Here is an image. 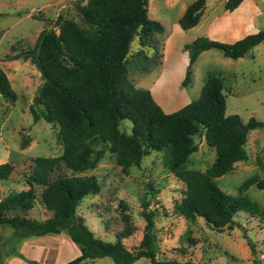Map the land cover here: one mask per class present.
<instances>
[{
  "label": "rangeland",
  "instance_id": "1",
  "mask_svg": "<svg viewBox=\"0 0 264 264\" xmlns=\"http://www.w3.org/2000/svg\"><path fill=\"white\" fill-rule=\"evenodd\" d=\"M76 0H0V67L16 93L15 100L0 95V163L8 162L12 171L0 179V198L10 192L29 188L36 156H59L62 143L58 127L43 119L34 121L30 112L40 73L30 59L15 58L32 48L41 30L53 26L60 14L83 24ZM87 0H82L81 4ZM194 0H148V17L165 27V33H138L126 59L128 78L137 88L148 89L165 112L179 109L199 96L209 75L223 81L225 114H238L246 122L250 117L264 122V40L250 48L247 55L237 59L226 56L217 48L201 52L191 67V75L183 86L188 65L184 45L197 37L232 43V21L244 22L245 35L264 29V0H242L232 11L225 8L227 0H206L200 21L193 28L178 31L176 25L187 5ZM216 19V20H215ZM218 19V20H217ZM231 24V25H230ZM57 31V27L54 28ZM122 128L130 131L131 122L124 119ZM198 149L190 153L180 169L203 171L215 158L212 148L202 136H195ZM248 159L237 161L231 172L215 179L228 195L243 196L257 211L237 209L233 222L218 230L201 217L187 219L175 211V204L184 195L185 184L169 168L167 150L152 151L140 162L123 167L115 154L102 143L95 149L102 154L93 167L72 171L63 161L49 173L57 176H94L99 191L79 202L76 213L94 236L114 242L124 226L122 213L129 215L132 233L121 241L137 248L143 235L142 201L155 209L154 229L157 231V259L197 264H264V190L254 184L241 189L250 176L264 178V169L256 163L264 161V128L250 130L245 143ZM32 207L24 206L26 199L8 205L2 214L43 220L51 215L42 200L43 186L33 183ZM120 204H123L122 208ZM12 228L0 226V264H63L77 255L78 247L64 233L29 236L8 242ZM193 239V242L191 241ZM81 264H114L110 258L88 259ZM134 264H152L141 258Z\"/></svg>",
  "mask_w": 264,
  "mask_h": 264
},
{
  "label": "trees",
  "instance_id": "2",
  "mask_svg": "<svg viewBox=\"0 0 264 264\" xmlns=\"http://www.w3.org/2000/svg\"><path fill=\"white\" fill-rule=\"evenodd\" d=\"M81 1L74 3L83 24L58 14L53 26L41 30L34 46L15 57L30 59L39 71L41 83L29 109L34 121L43 119L57 125L63 148L59 156H36L28 178L29 188L0 198V226L13 230L6 240L16 242L32 235L64 233L80 253L63 264H81L102 257L110 258L114 264H134L141 258L152 264H197L191 260L178 263L157 259L156 211L148 209L146 200L142 201L145 224L137 248L121 241L132 233L126 213H122L125 224L114 242L94 236L76 209L82 198L99 191L96 178L73 175L50 180L49 173L61 161L74 172L93 167L103 152L95 149L99 143L107 146L123 167L138 164L153 150H167L169 168L185 184L175 211L191 220L201 217L209 226L221 230L232 224L237 209L257 211L247 198L226 194L215 179L231 172L235 162L248 159L247 135L250 130L264 128V122L255 117L244 122L238 114L226 115L224 85L217 75L207 77L196 99L165 112L148 89L133 85L126 65L131 43L138 33L164 30L160 22L148 17V0H87L84 4ZM241 1L227 0L225 8L232 11ZM205 3L206 0H194L187 5L178 20L183 30L199 22ZM262 40L264 29L233 43L204 36L195 38L184 45L188 65L181 84L188 82L192 64L204 50L217 48L237 59ZM0 95L9 100L16 98L1 67ZM124 119L131 122L129 132L121 126ZM195 136L204 138L215 158L203 171L180 169L190 153L198 149ZM256 163L264 169V161L259 157ZM12 168L8 162L0 163V179L8 178ZM33 183L43 186L42 200L51 215L43 220L3 215L2 211L13 202L26 199L24 206L32 207ZM253 184L264 190V178L256 175L247 178L240 188Z\"/></svg>",
  "mask_w": 264,
  "mask_h": 264
},
{
  "label": "crops",
  "instance_id": "3",
  "mask_svg": "<svg viewBox=\"0 0 264 264\" xmlns=\"http://www.w3.org/2000/svg\"><path fill=\"white\" fill-rule=\"evenodd\" d=\"M180 18V17H179ZM179 18H178V20H179ZM225 20V21H227V20H230V21H232V25H231V27H232V30H231V36H233V37H235V39H236V37H239L238 39H236V40H239V39H241V38H243L244 36H246L245 35V28H244V25H243V23L244 22H241L240 21V19H236V17H222L221 18V20ZM216 20V19H215ZM218 20V19H217ZM199 21H200V19H199ZM199 23V22H198ZM164 27V26H163ZM176 28H177V30L178 31H180V32H182V28H181V26L179 25V23L176 25ZM193 28V27H192ZM163 32L165 33V27H164V30H163ZM162 33V32H161ZM235 40V41H236ZM234 41V42H235ZM233 43V42H232Z\"/></svg>",
  "mask_w": 264,
  "mask_h": 264
}]
</instances>
